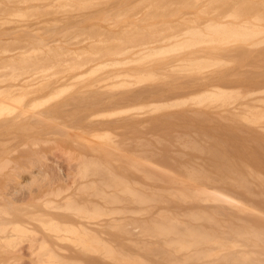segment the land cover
Returning a JSON list of instances; mask_svg holds the SVG:
<instances>
[{
    "label": "bare ground",
    "instance_id": "6f19581e",
    "mask_svg": "<svg viewBox=\"0 0 264 264\" xmlns=\"http://www.w3.org/2000/svg\"><path fill=\"white\" fill-rule=\"evenodd\" d=\"M12 1H15V3L18 5L24 4L27 8H32L34 6L35 9H42H39L41 12H38L39 10L37 11V9L36 11L33 10V13H36V16H39L37 15L39 13H48L49 15L52 14L54 10L60 9V6L56 9L52 7V11L50 7L47 6L49 4V0H11V2ZM66 1L69 2L70 0H65V2ZM104 1L106 2L108 0ZM104 1L102 0L98 2V0H96V2L99 3V7L100 4L102 6L101 2ZM65 2L62 3L61 0L60 3L64 4ZM96 2L94 1L93 4ZM198 2L202 3L199 0ZM70 3H76L70 1L68 5H70L71 9L77 11V8H79L78 3L76 4L77 7ZM87 3L90 4L92 2H88L87 0ZM106 3L108 4L111 2L109 0ZM88 4H86V7ZM3 5L5 4L3 3ZM66 5L67 4L65 3V6L62 7L63 12H65L64 10ZM73 5L76 7V9H74L75 7ZM81 6L82 5H80V8ZM45 7L46 9L49 7V9L46 10ZM70 7H68V9H70ZM83 7L85 8V5L82 6V9H84ZM230 8H225L224 11H219L217 15H212L210 18L203 19L202 14L198 15L199 20L197 19V21L193 22V24L186 25L175 32H172L173 30H171V32L168 31L167 34H164L166 36L157 39L158 41L154 40L146 44L140 43L138 44L139 47L137 49L132 47H130L131 49H128V47H125L128 49V51H131V54L127 56L124 53H127V50L122 48L123 51H119L118 45H116L117 47L113 49L115 44L113 45L109 43L110 46L113 45L111 48L114 51H106L103 52V54L101 51L104 50L106 44L105 46H100V48L103 46V49L101 48V51L99 52L100 54L98 53V55L100 56L102 54V56L98 57L97 54L94 55L97 57V60L100 59L101 61L100 65L98 64L99 66L108 68L105 73L106 75L103 76L110 79V84L107 85L108 88H111L113 85L114 87L116 86V89L113 88L114 90H118L119 88L122 89L123 86V88H125L122 92H120L119 95H117L118 100L123 99L126 101L128 99L137 100L144 97L150 98L157 92L155 91L156 89L151 90L149 87H146L145 84H143L145 87L137 85L138 81H135L136 84H133L132 81L130 82L131 79H129V77H131L133 72H143L144 74L142 75H145V73H148L145 71L146 69L154 70L156 72L162 71V74L164 72L167 74V76H170L172 75L170 73H175L180 68L182 69V67L179 66H187L186 68H188V66H193L194 70H196L195 68L198 67L199 69L197 68V71L201 70V72H198L200 74L197 75L196 73L192 75L189 84L185 85L188 90H192V87L195 85H198L197 87L200 89L194 93H189L190 95L188 94L184 96V99L193 98V100H186L190 101L191 103L179 106L180 108L177 107L176 110H170L165 113L152 114L154 112H151L150 116L142 119L141 122H139V124L142 123L143 125L149 126L151 129H156L158 131L157 133L154 132L153 134H148L146 138H144V143H141L142 150L145 151L143 153H146L144 156H142V152H132L131 155H134V158L135 155L140 153L141 155H138L140 159L137 158L138 160H135V158L133 160L131 158L129 159V156L124 157L126 159L122 157L125 162L128 159L127 163H130L133 160L131 163L133 166L135 164L137 165L135 168L141 166L137 171H141V173L143 171V173L147 176L146 179H148L146 188L143 191L140 189L138 191L136 189L134 190L135 187L133 186L132 188V183H130L131 180L128 182V184L131 185V189L126 183L124 189H126L128 186L129 188H127L131 190L130 194H132L133 198L135 197V199H137L131 201L129 198V204L135 205L136 203H139L138 205L136 204L137 206L135 205L134 209H132L133 212L137 213H131L132 216H128V218H131L129 219L128 224L126 221L127 219L122 220V224L115 223L117 221L121 222L120 218L114 215L113 212L110 213V211H106L105 215L107 216L102 217L101 214L104 215L105 209H107L105 208L103 210V207H99L102 209L101 211L99 210L101 214L97 213L96 210L98 209L95 210L96 212L94 214L96 217L90 214L94 211L91 212L90 210V213L86 212L91 217H93L92 219L89 216L90 220H86V218H84V214L80 213L79 210L64 209V211H49V199L46 197H22L16 193L17 191L14 193V190H16L14 189V186V188L11 187V189H14L13 191L4 192L2 189L3 184L0 182V264H264V118L261 117L262 115L264 116V108L260 107V112L263 113L259 114V112H256L257 116L255 117H253L254 115L251 116L248 114L252 108H258L261 105L260 100L264 101V91L258 90L257 87L259 86L255 82L253 83L255 85L252 89H247L245 93H241V98L243 101H235L232 100L233 98H231V100L225 101L224 99L220 98L222 92H225V89L221 85H211V82L209 81L220 77L223 79L231 78V76L223 75L217 71L215 72V70L219 69L215 67L216 63H214L217 59V56L221 57L222 55H241L254 56L256 58L264 59V38H262L264 37V15H262L264 13L262 8L264 7L257 5V10H252L254 13H247L248 15L243 17L236 15L234 13L235 11H231ZM8 9V7L4 8L5 11ZM15 9L18 10L19 8L17 9L12 7L9 12H12ZM78 10L80 11V9ZM86 10H89V8ZM47 11L52 12L49 13ZM69 11L74 12L72 10ZM19 13L21 14L23 11L18 12V14ZM33 13H30V15ZM25 14L26 16L24 15L23 17L27 18L28 15L27 13ZM30 15L28 17H30ZM11 16L16 17L15 15ZM19 16L20 15L17 17ZM23 17L21 14L20 18ZM32 17L33 16L30 18ZM195 18H197V16ZM38 19L39 20H32V28L36 27L39 31L43 21L40 20V18ZM17 22L19 23V21ZM2 26L3 25H0V27ZM26 28L27 26L20 22L18 27H16L15 30H12L18 31L20 29L21 31V29L26 30ZM45 29H41L39 32L35 30L30 32L31 34L35 35L36 32H44ZM48 30L49 29H47V32H49ZM47 32L45 34H47ZM6 34L8 35L9 33ZM31 38H34V41H36L37 44L42 40L40 37V40L37 42V39L39 38L36 39L32 36ZM192 38H197V40H199L196 41L195 39L196 42L193 44H191L192 42H186V44H189L185 45V41H189ZM183 43L184 46H189L187 49L185 47L186 50L184 49V51H180L179 53L174 50V48L176 49L177 45ZM76 44H79V42ZM108 46H106L107 49ZM31 47H33V49L30 50V52L33 50L35 52L37 50L34 49V45H32V43ZM171 47L173 48L174 52L171 51ZM18 48L23 47L21 46ZM27 49L29 50V48ZM80 50L82 51V49ZM168 50L173 52V55L171 56V54H168L169 57L167 56L166 58H163V53L167 52ZM176 50L179 51L178 48ZM73 51L75 52V50ZM73 51H70L71 55L76 54ZM41 52L38 54L39 58L40 54L43 56L46 54L45 51L42 53ZM72 52L74 54H72ZM87 52L88 51L84 52V56L93 58V56H88L91 54ZM175 52H177V54ZM85 53L87 55H85ZM143 53H146L144 54L145 58L147 55H149V57L151 55H160L159 57L156 56L155 60L152 59L153 61L151 60L152 62L150 63H143L141 61V59L144 58L142 57ZM34 54L36 55V53ZM28 55H31V58L33 59L32 53H28ZM20 56L23 57L22 55ZM48 56L47 58H51ZM84 56H81L83 63L84 60L88 59L86 57L84 59ZM26 57L24 56L23 58L27 59L29 56L27 58ZM44 57L46 58V55ZM44 57L41 56L40 60L42 58L44 59ZM149 57L148 59L150 60L151 57ZM47 58L45 60H47ZM79 58L80 57H78V59ZM25 59H23V62L26 61ZM73 59L75 58L72 56V60ZM96 59L94 60L97 61ZM34 60L35 59H33V61ZM49 60L48 62H43L41 60L42 63L37 61V66H33V61H31V65L33 67L26 64V62L29 60L24 62V65H26L25 67L28 65V69L29 66L31 69L35 68L32 73H30L32 70L29 71L28 69H25V67H22V65L20 69H25L22 70L26 71V73H28L27 70L29 71L30 75L25 76H29L28 78L33 75L36 77V79H39L43 74L45 75H43L44 77H46V75L49 77V71L46 73L41 72L37 75L38 70L40 69L38 67V63H40V65L46 63V67L44 68L49 70L51 67V64L49 67ZM69 60V67H66L67 65L64 64L66 63L64 60L63 63H61L64 64L63 67L65 66L66 68H69L65 69L64 67L63 71L65 72H68V70L71 69L70 65L72 64L74 68L77 69H79L80 66L81 68L86 66V63L84 65L83 63H80L79 66V63L75 65V61L72 63ZM94 60L89 59V64L92 61L95 62ZM17 62L16 64H18ZM19 62L22 63L21 60ZM16 64H13L15 65L13 66L14 70ZM98 65H96L95 69L98 67ZM17 66L19 67L20 65ZM203 67H207L210 71L203 73ZM44 68L42 67V70ZM190 69H187V73L191 72ZM101 70L103 71V68ZM188 70L190 71L188 72ZM23 71H21V74L24 73ZM18 73H20V71ZM83 74L84 73L75 74V77L82 76ZM97 74L98 73H96V75ZM53 75L54 74L52 73V76ZM60 75H62V72ZM134 75L132 77H134ZM153 75L148 76L147 74V76L144 77H151L150 81L153 79L152 82L160 78V75H155L159 78L157 77V79L154 80L156 77ZM165 75H162L160 79L163 80L162 77ZM180 75L182 74L180 73ZM172 76L170 77L172 78ZM175 76H177V74H175ZM19 77L21 76H18L17 78ZM59 77L60 76L58 75V78ZM144 77L139 76L138 78L137 76L136 78L139 80V82L143 83L141 81L142 79L140 78L146 80ZM188 77H184L183 80H189ZM58 78L56 77V79ZM36 79H34V81H36ZM107 79H104V81L106 80L107 82ZM98 80L96 83L100 82L101 84L103 81ZM177 80L179 79L177 78ZM31 81L33 82L31 78L30 80L28 79V81L25 79V82L27 83H30ZM45 81L46 80H44V83H42L45 85L43 86L44 89L46 86H48V83H46L47 81ZM55 81L56 80H54V82ZM84 81H86V79ZM84 81L81 82L84 83ZM23 82L19 83L18 87H10L11 90L9 91H6V88L0 89L1 93L5 92V94L0 95V111L1 109H5L6 111L12 110V112L20 111L24 114L33 112L34 115L39 118H46L49 115V107L43 110L35 109L39 107L41 109L43 108L45 102L42 107L41 104L43 102H40L43 97L42 99L38 98V100H34L41 103H38L39 107H31L33 106L32 103L34 101L31 103V106H28L24 102L26 101V96L24 95H21L20 97L18 95L19 98L23 97V101H21L19 98L16 100L17 102L20 101L18 103L22 102L21 104L14 102L16 99V97H14L15 94L20 92L24 94V88H26V90H30L31 94L38 91L40 89V85L41 89L43 90L42 84H38L39 87L38 85H34L36 86L35 91V87H32L33 85L31 86L33 90H31V87H25V82ZM81 82L79 84H82ZM77 83L72 84L71 82L70 86L73 85L74 87H77L76 85H79ZM160 83L161 81L159 84ZM70 86H68V88ZM105 87L106 86H104V88ZM41 89L39 91H41ZM72 89L70 90L69 88L70 91H72ZM227 89L230 90L231 88H226V91ZM232 89L235 91L237 90L236 92H238L237 88ZM112 90L110 89L111 94ZM235 91H233V93H236ZM58 92H54V95H57ZM99 92L101 93L103 90H98V93ZM84 94H88V92ZM226 94H230L229 91L228 93L226 92ZM49 95L48 98L50 100L51 97ZM107 95L108 94H106V96ZM238 95L239 99H241L240 92H238ZM104 96L105 95L103 94V98ZM79 97L80 96L78 95V98ZM83 97V100L79 101L86 100ZM231 97H233V95ZM46 98L47 96L44 97V99ZM101 99L102 98H100V100ZM75 101H78V99ZM47 103L45 105L49 104ZM84 104H86V102H84ZM155 106L153 105V107ZM159 106L160 105L155 108L156 110L158 109L161 111ZM62 107L60 108L62 109ZM257 108H255V110H257ZM158 110L155 112H159ZM111 112L113 111H110V113ZM258 114L261 118L258 116ZM95 115H98V113H94L91 117H89L94 119ZM98 122L100 123V120H98ZM2 123H4V121H0V124ZM87 123L90 122L87 121ZM110 124L131 125L132 119L128 120L123 118L122 120L119 119L118 122H110ZM141 126H139V128ZM99 147L102 148L104 146ZM110 147L111 146H109V148ZM103 149L105 150L106 146ZM99 151L101 150L98 149V152ZM135 152H137V154ZM112 154L114 156L113 152ZM109 156L112 155L110 154ZM139 160H142L143 162L141 161L142 163H137ZM109 164L111 165L110 161ZM101 166L99 168L104 174L106 171L108 172V166H105V172ZM111 166L114 167L113 163ZM111 169L112 168H110L109 171ZM129 171H131V169H129ZM128 173L130 174V172ZM133 175L138 176L137 174ZM110 177L112 178V176ZM118 179L119 178H115V180ZM132 179L136 178L134 177ZM113 180H110V182L112 183ZM91 182L93 184V181ZM103 182L101 183L105 185L106 181ZM115 182L117 183V181H114L111 187L114 188L116 185L119 187V182L118 184ZM96 183L97 182H95V185ZM137 183L143 187L141 182H136V184ZM106 186L107 188L109 187L108 189H111L108 182ZM90 187L92 188V186ZM96 187L97 185L95 188ZM101 188L100 190L99 188L95 190L97 192L93 194L97 195L99 192V195H97L99 197L103 192L102 195H105V192L107 191L104 192V190H101ZM124 189L122 188L119 192H123ZM91 190H93V188ZM112 193L107 192L106 194ZM115 193L118 194V192ZM114 194L110 195V197L109 195L106 196H108L109 200H111V196ZM115 195L114 197H118L119 200L122 199L120 194L117 196ZM108 198L105 197L104 200H107ZM119 200L116 199L114 204H116V202L119 204ZM97 203L96 206L98 205ZM93 204H95L94 201L91 205ZM67 206L73 207V204H69ZM96 206L94 207L96 208ZM125 208L127 210L126 212H129L128 207ZM137 209H139V212H142L141 216L138 215L140 213H138ZM96 213L101 217L99 218ZM124 222H126V224H124Z\"/></svg>",
    "mask_w": 264,
    "mask_h": 264
},
{
    "label": "rangeland",
    "instance_id": "374dc122",
    "mask_svg": "<svg viewBox=\"0 0 264 264\" xmlns=\"http://www.w3.org/2000/svg\"><path fill=\"white\" fill-rule=\"evenodd\" d=\"M56 1L57 0H49V4L47 6H49L50 9L52 7L56 9L60 6V9L53 11L52 10L53 8H52L51 9L53 11L52 14L48 15V13L46 14L39 13L37 14L39 16H36L35 15L36 13L35 14L33 13L34 12L33 10L36 11L37 9V8L35 9L34 6L32 8H27L26 5L24 4L18 5L17 3H15V1L14 2L13 1L11 2V0L10 1H3V0L0 1V25H3L2 27H0V89L6 88V91H9L11 90L10 87H18L19 83L23 81L25 82V79L28 81V79L30 80L31 78L33 82L32 81L30 83L23 82L25 84L24 86L31 87L33 85L32 87H35L34 89L36 91V86L38 84L40 85L44 83V80H46L47 82L46 81L45 82L48 83V86H46L47 89L46 87L44 89L43 86L45 85L42 84V88H43L42 90L41 85L40 87L38 85L41 91H39L40 89L38 88L39 89L38 91L36 92L32 91L35 93L31 94L30 90L28 89L26 90V88H24L23 90L25 91L24 94H22L21 92H20L21 94L20 93L15 94L14 97H16V99L14 102H17L16 101L18 100L17 98H19L21 95L22 96L24 95L26 97L30 95L27 97V99L25 97L26 101L24 102L28 106L29 105L31 106L33 104V106L31 107H35V106L39 107L38 103L43 102L42 104L40 103L42 107L44 102L45 104L48 102L49 94H50L49 96L51 97V99L48 102L49 104L47 103L48 105L44 104L42 109L40 107L35 108L38 110H43L49 107V110L51 111V113L49 111V115L46 118H39L36 115H34L33 112L27 113L28 114L27 115V114L21 113L20 111L12 112V110H10L11 111L10 112L9 110L6 111L5 109H1L2 112L0 111V121H4V123L0 124V182L3 184L2 189L4 192L13 191L14 189H16L14 190V193L15 191H17L16 193H18L22 197L24 196L25 197L44 196L47 199H49V211H64V209L79 210L80 213L84 214V218H86V220H90L91 216L87 214V213H90V210L91 212L94 211L93 213H90V214L96 217L94 214L96 211L98 214H101L100 211L102 209L104 210L105 208H107L105 209V212L102 211L104 212V215L106 211L107 212L110 211V213L113 212L114 215L118 216L121 221V222L117 221L115 223L122 224L123 223L122 220L127 219L126 221L128 224L129 219H131L130 217L128 218V216H132L131 213L133 214L137 213V212H133L132 210L135 208V205L137 203L135 205L129 204V198L131 199V201L137 200V199H135V197L133 198L132 194H130L131 185L128 184V182L129 180H131L130 183H132V188L133 186L135 187L134 190L136 189L138 191L140 189L141 191H143L145 190L146 184L148 181V179H146L147 176L143 173V171L142 173L141 171L140 172L137 171L138 168L141 166L135 168V166L137 165L135 164L133 166L131 162L135 158H136L135 160H138L137 159L139 158L138 155L143 154L142 156H144L146 154V153H143L145 151L142 150L141 143H144V138H146L148 134L150 133L153 134L154 132L157 133L158 131L156 129H151L149 126L143 125L142 123L139 124V122H141L142 119H145L146 117L150 116L151 112H154L152 114L165 113L170 110H174V109L176 110L177 107L179 106H183L188 103H191L190 101H186V100H193V98L184 99V96L192 92L194 93L200 88L197 87L198 85H195L192 87L193 88L192 90H188L186 85L189 84L192 75L196 73L197 75L200 74L198 72H201V70L197 71L198 67H196L195 68L196 70H194L193 66H190V67L188 66V68H186L187 66H179V67H182V69L180 68L177 72L170 73L173 76L177 74V76L175 77L170 75L172 76V78L169 75H168L169 76L168 78L167 74L164 72L162 74V71L156 72L154 70L146 69L145 71H147L148 73H145V75H142L144 74L143 72L142 73L133 72L131 77L134 74L135 75L132 78L129 77V79H131L130 82L132 81V83L134 84L135 81L136 82L138 81L137 85L141 87H145L146 85V87H149L151 90L156 89L155 91L157 92L152 95L153 97L151 96L150 98L144 97V98L137 99V100L128 99L126 101L123 99L118 100L117 95H119L120 92H122L125 89L123 88L124 86L122 87V89H120L119 88L120 86L118 85L119 86L118 88L120 89V91L119 89L114 90L113 88L116 89V86L114 87V85L113 86L110 85L112 87L108 88L107 85L110 84V81H109L110 79L108 77H103L104 75H106L105 73L108 70V68L104 66H99L101 61L100 59L97 60L96 59L97 57H95L94 54L98 55V53L101 51V48L103 49V46H105V44L106 46H108L109 43L113 45L115 44L113 49H115V47H117L116 45H118L119 51H121L122 48L124 49L125 47H128V49H131L130 47L137 49L139 47L138 44L140 43H143V44L150 43V41L152 42L161 37L163 38L164 36H166L164 34L165 33L167 34L168 31L171 32V30H173L172 32H175L183 28L186 25L193 24V22L197 21L199 17L198 15L202 14L203 19L210 18L212 17V15H217L219 11H222V10L224 11L225 8L229 9L231 6H232L230 8L231 11L233 12L235 11L234 13L236 15H240L241 17H243V16L248 15L247 13L249 14H251L250 12L254 13V11L252 10H255L257 5L264 7V0H199L203 4L199 3L198 0H110L111 3L107 4L106 2H108L109 0L106 2L103 0L105 3L101 2L102 6L100 4V7L98 5L99 3H97L96 0H94L96 2L94 4H97V5L93 4L94 2L93 0H90L92 2L90 4L87 3V0L85 1L70 0L71 2H75L76 4L78 3L79 8H77V11L76 10L74 11L73 9H71L70 5H68V3L70 2L69 0H68L69 2L67 1L65 2V0L64 1L62 0V3L65 2L68 5V7H70V9H68L66 5V8L64 10L65 12H63V9H62V7L65 6V3L64 4L60 3L61 0L57 2ZM90 1L88 0V2ZM99 1H102V0H98V2ZM3 3L7 6L3 5ZM70 4H74V3H70ZM76 4L74 5L77 7ZM86 4H88L87 7H86ZM80 5L82 6L85 5V8L86 9L89 8V10H86L84 7H83L84 9H82V6L80 8ZM233 6L236 8V10ZM6 7L9 8L7 11L4 10V8ZM12 7L17 8V9L19 8L18 10L16 9L13 10L14 12L23 11V13H21L22 17L24 15L26 16L25 13H27L28 16L30 15V13H33L35 16L32 14L30 15V17L33 16L32 18L28 16L27 18L26 17L20 18L21 16L20 13L19 14L18 12L14 13L13 11L9 12V10H11ZM49 7L47 9H49ZM76 7L74 9H76ZM39 9H37V11ZM67 9L68 11L72 10L74 12H71V11L66 12ZM78 9H80V11ZM262 9L264 11V8ZM40 10L38 12H41ZM52 11L50 12L47 11V12L51 13ZM11 15H15L16 17H12ZM18 15L20 16L17 17ZM262 15H264V13ZM196 16L197 18H195ZM38 18H40V20L43 21V24L40 26L41 27L40 30L45 29V28L46 29L45 31L43 30L44 32L42 31L40 33L36 32V34L34 35V34H31V32L33 30L38 31V28L36 27L32 28L33 27L32 20H35V19L39 20ZM17 21H19V23L22 22L23 24H25L27 26L26 30L21 29L20 31L19 29L18 31H14L15 28L18 27V24H19ZM44 22H47V23H44ZM10 29L11 30L14 29L12 30L14 32L11 33L12 31ZM47 29H49L48 30L49 32H47ZM46 32L47 34H45ZM6 33H9V34L7 35ZM31 36L35 37L36 39L39 38L37 39V42L38 40H40V37H41L42 40L39 41L40 44L39 42L37 44L36 41H34V38H31ZM195 39L196 41L199 40V39L197 40V38ZM195 39L192 38L189 41H185V45L189 44V43L186 44V42H190V43L192 42L191 44H193L194 42H196ZM78 42L79 44H76ZM31 43L32 45H34V49H37L36 50L37 52L36 51L34 52V50L30 52V50L33 49V47H31ZM167 43H170V42H167ZM101 45L103 46L100 48ZM113 45L112 46L109 45L110 48L108 46V49L105 46L104 50L101 51L102 54L103 52L111 51L112 50L111 47H113ZM180 45L176 46V49L178 48L179 51L174 48V50L177 51L178 53L180 51H184L186 47L184 46V43ZM21 46L23 48H18ZM188 47L189 46H187L186 49ZM27 48H29V50ZM80 49H82V51ZM125 49L127 50V53L124 52L125 55L126 56L130 55L131 51H128L127 48ZM73 50H75V52ZM83 50L84 52L88 51L87 53L91 54L88 56H93V58L91 57L88 58L84 56ZM174 50L173 48L171 49V51L173 52ZM41 51L46 52L45 54L46 58L48 55H49L48 57H51L45 60L46 59L44 57L45 55L44 56L41 54L39 55L40 58L41 56L44 57V59L43 58L41 59L42 61L45 60L48 62V60L50 59L49 67H50V64H51V67L49 68V70L44 68L46 67V63H43L44 66L40 65V63L42 62L40 58L38 57V54ZM70 51H73L76 54L72 52V54L74 55H71ZM168 51L163 53V56H162L163 58H166L167 56L169 57L168 54H171V56L173 55V52H170V50ZM177 52L175 53L177 54ZM28 53L30 54L32 53V55L36 53L37 56L35 54L33 55V59H35L34 61L31 58V55H28ZM79 53H80V56H79ZM102 54L100 56L98 55V57H101ZM144 54L146 53L142 54V57L144 58L141 59L143 63H147V62L150 63L153 61L152 59L155 60V57L157 56V55L156 56L151 55L150 56L151 59L149 60L148 59L149 55H147L145 58ZM20 55H22L23 57L24 56L25 57L29 56V57L28 58L26 57L27 59H25L21 57ZM85 55L87 54L85 53ZM159 55L157 57H159ZM72 56L75 59L72 60ZM81 56H84V59L85 57L88 59L84 60V63H83ZM78 57L80 58L78 59ZM67 58L71 59L72 61ZM23 59H25L26 61L29 60L27 62L24 61L28 65H31L32 64L31 61H33V64H34L33 66L36 65L37 61L40 62L38 63L39 64L38 67L40 69L38 70L37 75L41 72L46 73L49 71L50 73L49 77L47 75L46 77H44L45 75L43 74L44 75V76L42 75L43 77L41 76V78L36 79V77L32 75L33 78L36 79V81H34L32 76L30 78H28L29 76L25 77L27 75H30V73H32L33 70H35V68L31 69V67L29 66V69H28L27 68L28 65L27 67H25L26 65H24ZM77 59L79 60V62ZM89 59L90 60L96 59L97 61L94 60L95 62L92 61L89 64ZM20 60L22 61L23 64L19 62ZM63 60L66 62L64 63L65 65H67L66 67H69L68 60L72 63L75 61L74 62L75 65L79 63V66H80V63H83V65L86 63V66H83L82 68L80 66L81 69L80 68L77 69V68H74L73 64L71 63L72 65H70V68L73 70L70 69L68 70V72H65L63 71L64 70L63 68L65 66L63 67L64 64H61L63 63ZM16 62L18 64H16ZM14 63L16 64L15 70L13 68V66H15L13 65ZM214 63H216L215 67L219 68L215 70V72L217 71L218 73H222L223 75L231 76V78L229 79L227 78L223 79L220 77V78L209 80L211 82V85H221L225 89V92H222L220 96L221 99L228 101V100H231V98H233L232 100H235V101L236 100L243 101V99L241 98L242 96L241 93L242 92L245 93L247 89H252L255 85L253 83L255 82L259 86L257 87L258 90L264 91V59L256 58L254 56H241V55L223 56L222 55L221 57L217 56V59ZM17 65H20V66L18 67ZM21 65L22 67H25V69H28L29 71L32 70V71L29 73V71L27 70L28 73H26V71H23L25 69L23 68H22L23 70L20 69ZM96 65H98V67L95 69ZM41 66L44 68L43 69L44 71L42 70ZM66 67L65 69H69ZM101 67L103 68V71L101 70L102 69ZM187 69H190L191 72L187 73ZM190 70H188V72ZM19 71L20 73H18ZM21 71H23L24 73L21 74ZM207 71H210L207 67L202 68L203 73H206ZM61 72H62V75H60ZM52 73L54 74L53 76H52ZM80 73H84V74L82 76L75 77V74H80ZM85 73L87 74V76ZM96 73L98 74L96 75ZM150 73H153V74L156 73L155 75H158V76L160 74L162 75L166 74V75L162 77L163 80H161L160 78L162 75L159 76L160 78L157 76L159 78L157 79L155 75L150 74ZM180 73L182 75H180ZM147 74L148 76L150 75L155 76L156 78H154V80L156 79L157 80L152 82L153 81L152 79V81H150L151 77L150 78L144 77V76H147ZM58 75L60 76L59 78H58ZM18 76H21V77L17 78ZM137 76L138 78L139 76L144 77L146 80H143V78H140L142 79L141 81L143 82L141 83L139 82V80H137L136 78ZM56 77L58 79H56ZM184 77H188L189 80L187 79L183 80ZM84 78L86 79V81H84L85 80ZM177 78L179 80H177ZM104 79H107V82L106 80L104 81ZM54 80L56 81L54 82ZM97 80L98 81L103 80L102 81L103 83L102 82L101 84L100 82L96 83ZM69 81H71L72 84L73 83L76 84L77 82H78L77 84H79L81 81H84V83L81 82L82 84L76 85L77 87H74L73 85L70 86L71 82ZM160 81L161 83L159 84ZM152 83H154L155 86ZM143 84L145 85L143 86ZM67 85L70 86L69 87L70 90L72 88L74 90L72 89V91H70ZM104 86L106 87L104 88ZM32 87H31V90H33ZM60 88L61 89L63 88V89L61 90ZM226 88H231V89L237 88L238 92H240L241 99H239L238 92H236L237 90L235 91L232 89L233 91L236 92V93H233L231 89L230 90L227 89L226 91ZM110 89L111 90L113 89L112 94L110 92ZM98 90L99 91L103 90V92H101L102 94L100 92L98 93ZM161 90L163 93L161 92ZM27 91L28 92L30 91L28 95H27L28 93ZM75 91H77L78 93ZM228 91L231 95L226 94V92L228 93ZM54 92L55 93L58 92L57 94L58 96L56 94L54 95ZM82 92L84 93L88 92V94H84ZM105 92L106 94H108L107 96ZM3 94H5V92L4 93L0 92V95H3ZM51 94H53L54 97ZM103 94L105 95L104 98H103ZM223 94H225L226 97ZM78 95L80 96L79 97L80 99L78 98ZM232 95L233 97H231ZM46 96L47 98L44 99V97ZM73 96H75L78 99V101H75L77 99ZM227 96H228V99H227ZM42 97L44 100L42 99ZM82 97L86 100L79 101V100H83ZM94 97L97 101L94 99ZM21 98L19 99L23 101V97ZM38 98L42 100L40 102L34 101V100H38ZM100 98L102 99L100 100ZM217 101H220V100H217ZM260 101H261L260 103L261 105L258 108L257 107L252 108L248 113L249 115L251 116L254 115L253 117H255L257 116L256 112L257 113L259 112V114L263 113V112H260V107L264 108V101L263 100H260ZM18 102L17 104L22 103V102L21 103H18ZM84 102H86V104H84ZM81 103L84 105H82ZM153 105L156 108L158 107V105H160L159 109H161V111L157 109L159 112H155L157 110L155 107H153ZM60 107H62V109ZM255 108H257V110H255ZM110 111H113V112L110 113ZM92 113L93 114L98 113V115H95V118L91 119L90 117L93 115ZM259 114L258 116L260 117ZM261 117L264 118L263 115ZM123 118L128 119V120L132 119V124L131 125L130 124H119V125L110 124V122H113V121L118 122L119 119L122 120ZM98 120H100V123L98 122ZM115 120H118V121H115ZM87 121L90 123H87ZM92 122H95V123H92ZM139 126L141 127L139 128ZM99 146H104V147L100 148ZM105 146H106L107 151L106 149L105 150L103 149L105 148ZM109 146L111 147L109 148ZM98 149L101 150L102 153L101 151H99L100 152L99 153ZM111 151L114 153V156L116 155L115 157L113 156ZM134 151H139L142 153L137 154V152H135L137 155H135V158H134V155H131L132 152ZM109 153L112 156H109L110 155ZM122 157L123 158L128 157L129 159L131 158L133 160L131 162L129 160V162L131 163L130 164V163H127L128 159L125 162V160H123ZM109 161L111 162V165L113 163L116 169L109 164ZM139 161L137 163L143 162L142 160H139ZM100 166L103 167L104 172L106 170L105 166H108L107 169L108 168L109 169L112 168V169L110 171L108 169V172L106 171L107 174L106 173L104 174L102 170H100L99 168ZM129 169H131V171H129ZM128 172H130V174ZM133 174H137L139 177ZM110 176H112V178ZM134 177L136 179H132ZM115 178L116 179L119 178V179L115 180ZM110 180H113L112 183L110 182ZM91 181H93L94 185H95V182L98 183V184L96 183L97 185L96 188H95L96 185L94 186ZM103 181H106V184L108 182L111 189H108L109 187L107 188L108 185L107 186L106 184L103 185L101 183ZM114 181H117V183L115 182L116 184H118L119 182L118 184L119 187L117 185L114 188L111 187ZM136 182H141L144 188L141 187L140 184L139 185L138 183L136 184ZM126 183L130 187V189H128L129 188L128 186H127L128 188L126 187V189L128 190L124 189L126 186ZM98 185H100L102 188ZM90 186H92L93 190H91L92 188ZM11 187H13L14 189H11ZM98 188L99 190L101 188V190H104V192L105 191H107L108 193L113 192L112 194H114L115 192H118V194H120L121 198L124 200L120 199L121 200L120 201L118 197H114L116 193L113 196H111V200H109L108 196L106 195H109L110 197V195L112 194H106L107 192H105V195H102L103 194L102 192L100 194L101 196L98 197L97 195H99V192L97 193V195H94L95 192H97L95 190H97ZM122 188L124 189L123 192L122 191L119 192ZM123 193H125L126 195ZM118 194H116L115 196H117ZM104 196L107 197L108 199L104 200L105 198ZM116 199L119 200V204H117V202L116 204H114ZM93 201L95 202V204L91 205ZM96 203L98 204L97 205L98 207L96 206ZM69 204H73V207H70V206L68 207L67 205ZM133 204H134V201H133ZM94 206H96V208ZM99 207H103V208L101 209ZM125 207H128L129 212H126L127 210ZM138 210L139 209H137V211ZM97 213L96 215L100 218L101 216H99ZM138 213H140L138 214L139 216L142 215L141 214L142 212L138 211ZM101 215L102 217L107 216V215L104 216L103 214ZM91 218L93 219V217ZM124 224H126V222H124Z\"/></svg>",
    "mask_w": 264,
    "mask_h": 264
}]
</instances>
